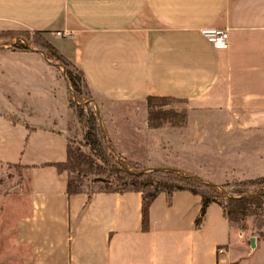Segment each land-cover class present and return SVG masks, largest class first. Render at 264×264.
<instances>
[{
    "label": "crops",
    "instance_id": "1",
    "mask_svg": "<svg viewBox=\"0 0 264 264\" xmlns=\"http://www.w3.org/2000/svg\"><path fill=\"white\" fill-rule=\"evenodd\" d=\"M210 27L226 29L225 46L201 31ZM1 30L42 33L96 99L184 101L205 125L174 127L178 146L199 138L222 150L231 133L252 132L259 139L253 154L264 160V0H0ZM33 49L13 52L41 60L17 64L13 85L34 86L40 69L55 66ZM42 78L60 104L5 109L0 94V162L21 165V179L0 190V264H253L240 249L250 234L217 203L194 225L200 196L186 189L169 198L159 192L146 228L139 191L67 194L65 171L52 164L65 158L66 89H58L60 79ZM253 236L254 246L264 240Z\"/></svg>",
    "mask_w": 264,
    "mask_h": 264
},
{
    "label": "rangeland",
    "instance_id": "2",
    "mask_svg": "<svg viewBox=\"0 0 264 264\" xmlns=\"http://www.w3.org/2000/svg\"><path fill=\"white\" fill-rule=\"evenodd\" d=\"M7 32L9 33H6L5 37L0 35V65L3 68L1 72L6 76V80L0 81V94L3 96L5 109H14L17 104L28 105L29 101H34L39 111L60 104L58 92L48 89L42 77L60 79V88L58 89L61 91L62 86L65 85L68 105L69 102L88 103L92 108L97 109L103 138L118 158H123L125 161H135L145 166L175 167L216 185L225 181L231 183L235 180L264 174V160H257L253 154L256 148L255 143L259 139L257 138L258 135L252 132L246 134L231 133L230 139L224 142L227 148L222 150L209 148L204 140L201 141L199 138L191 143L188 138L190 135L185 134L183 136H186L188 140L178 146L179 144H176L174 138V127L193 125L204 127L205 125L204 115L201 114L202 117H198L199 115L192 114V108L184 101L171 98H154L140 103H121L96 99L82 83L79 84V92H74L73 87L69 85L65 77L63 67L57 64L56 60L48 58L51 62L46 59L43 61L55 66L53 68L48 66L44 70L40 69L37 76L33 78L36 85H13L14 67L17 64L27 61H41L40 59H29L28 56L13 52L33 51L35 46L44 44L47 39L42 33L34 31L8 30ZM15 45H26V47H16ZM61 80L64 83H61ZM24 87L28 91V96L26 95L28 101L23 100L26 98L23 92ZM35 92L37 98L32 94ZM15 93L18 99H22L21 103L16 101ZM69 108V114L65 118L64 131L69 138L79 142L82 140L85 126L83 121L77 119L74 107L69 106ZM84 111H86V106H84ZM40 118L39 116L38 122L42 121ZM52 120L51 118L44 119L47 123L52 122ZM52 126L59 127L56 123ZM157 127L162 128L159 130L160 132L151 131ZM198 136L204 137L205 135ZM228 143L234 145L242 143L244 145L241 144L232 148ZM83 148L86 149V147ZM18 171L21 173V168L13 165H0L1 191L8 189L9 186L17 182ZM240 187L231 184L226 189L232 191ZM259 187H264V184H260ZM261 199L259 205L252 206V213L243 216L238 222H232L237 230L244 233L245 237L250 234L256 235L257 238H264V196H261ZM240 245L247 261L253 264H264V240L259 241L253 247L249 243L248 245Z\"/></svg>",
    "mask_w": 264,
    "mask_h": 264
},
{
    "label": "trees",
    "instance_id": "3",
    "mask_svg": "<svg viewBox=\"0 0 264 264\" xmlns=\"http://www.w3.org/2000/svg\"><path fill=\"white\" fill-rule=\"evenodd\" d=\"M7 31L1 30L0 35L5 37L6 33H9ZM15 46L26 47V45ZM35 48L41 50L46 58L56 60L63 67L65 77L74 92H79L80 83L87 88L79 69L61 55L48 40ZM154 98L170 97L148 95L145 100ZM69 106L74 107L77 119L83 121L85 128L82 140L79 142L66 137L64 160L52 162L57 171H65L67 194L85 192L89 196L96 191H139L141 195V227L143 228L147 227L148 206L159 192H163L167 198L174 190L178 189H186L191 193L198 194L200 207L194 218L196 227L201 225L205 209L211 202L220 205L223 214L232 223L238 222L243 216L252 213V206L259 205L262 201L264 187H259V185L264 184V175L243 178L231 183L225 181L216 185L175 167L145 166L135 161L118 158L103 138L97 109L92 108L88 103L69 102ZM84 106H86V111H84ZM2 164L21 168L18 163L0 162V165ZM19 179H21L20 171H18L17 181ZM231 184L241 187L232 191L226 189Z\"/></svg>",
    "mask_w": 264,
    "mask_h": 264
},
{
    "label": "built area",
    "instance_id": "4",
    "mask_svg": "<svg viewBox=\"0 0 264 264\" xmlns=\"http://www.w3.org/2000/svg\"><path fill=\"white\" fill-rule=\"evenodd\" d=\"M203 33L209 34L210 38L212 39L213 43L216 46H225L226 44V39H227V31L225 28H215V27H210V28H204L201 30ZM56 34H60L61 31H55ZM62 33H65L62 31ZM221 247H217L216 251H221Z\"/></svg>",
    "mask_w": 264,
    "mask_h": 264
},
{
    "label": "water",
    "instance_id": "5",
    "mask_svg": "<svg viewBox=\"0 0 264 264\" xmlns=\"http://www.w3.org/2000/svg\"><path fill=\"white\" fill-rule=\"evenodd\" d=\"M248 241H249L250 246L253 247L254 246V236L253 235H250L248 237Z\"/></svg>",
    "mask_w": 264,
    "mask_h": 264
}]
</instances>
